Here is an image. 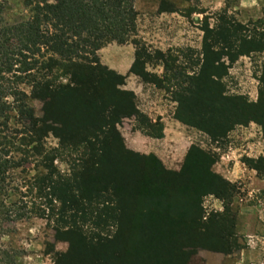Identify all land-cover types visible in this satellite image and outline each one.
<instances>
[{
	"label": "trees",
	"instance_id": "obj_1",
	"mask_svg": "<svg viewBox=\"0 0 264 264\" xmlns=\"http://www.w3.org/2000/svg\"><path fill=\"white\" fill-rule=\"evenodd\" d=\"M20 1L29 9V15L14 24L4 21L5 0L0 1V264H21V251L12 247L10 240L7 244L2 240L9 239L14 226L34 214L25 201L32 190L39 195H52L53 199L47 203L49 208L57 199L61 215L79 212L82 223L86 222L87 210L92 212L91 206L101 205L96 221L91 222L96 227L102 222L97 220L109 207L108 201L114 204L123 201L120 207L113 208L119 212L116 222L121 247L128 244L137 247L139 243L131 240L137 239V233L146 228V218L154 214L166 217L159 221L155 217L152 222L151 240L160 249L170 250L174 237L179 246H188L189 234L203 236L207 231L211 241L217 240L221 233L226 234L220 221H212L215 216L204 224L200 221L201 214L198 217L187 211L181 215L173 212L175 205L173 199H167L168 193L164 199H146L156 183L166 189L169 173L161 170L153 157L127 151L117 131L119 121L134 118L141 133L155 139L163 137L159 118L152 122L142 115L133 92L121 89L126 76L109 70L97 55L108 44L124 46L135 35L136 0ZM157 1L159 14L180 13L189 17L199 12L195 7L179 11L169 0ZM227 14L230 15L225 5L214 24H210L211 18L206 15L202 17L201 52L194 71L188 67V58L182 65L159 55L155 59L162 64L161 77L148 74L137 42L130 41L134 60L129 74L170 93L175 104L173 119L212 142L249 123L256 124L264 134V89L259 88L256 102H249L243 95L228 94L222 82L240 58L264 54V7L261 17L244 23L231 20ZM61 77L66 81L64 84L59 82ZM258 80L264 85V64ZM29 99L42 104L41 118L35 116ZM11 121H15L18 129ZM50 134L59 147L46 152L43 140ZM64 153L78 154L74 160L78 170L72 177H59L53 167L57 154ZM207 154L197 145L190 146L181 171L190 183L197 180L201 196L207 192L224 198L226 186L230 185L212 173L214 162ZM31 155L41 157L45 173L34 179L33 187L23 180L15 183L17 174H25L29 169ZM245 162L264 177L263 157L246 158ZM11 195H18L19 199L7 202ZM192 195L196 199H189V205L201 200L198 193ZM120 197L130 199H117ZM129 201L133 204L143 201L146 209L128 219L124 213L131 209ZM36 216L44 214L41 211ZM72 218L76 216L72 214ZM74 219L69 225L61 220L66 230L59 235L68 241L85 243L82 228L75 226ZM182 234L184 239H179L177 236ZM198 240V236L194 238ZM68 243L70 251L74 243ZM175 250L165 258L166 264H180ZM184 255L187 259L188 251Z\"/></svg>",
	"mask_w": 264,
	"mask_h": 264
},
{
	"label": "rangeland",
	"instance_id": "obj_2",
	"mask_svg": "<svg viewBox=\"0 0 264 264\" xmlns=\"http://www.w3.org/2000/svg\"><path fill=\"white\" fill-rule=\"evenodd\" d=\"M169 1L173 2L179 11L195 7L199 12L189 17H184L180 13L159 14L157 0H136L134 3L135 35L129 43L124 45L134 52L130 41L135 40L144 59L145 72L160 77L162 64L155 59L159 55L167 59H175L182 65L187 63L188 58L190 70L197 69L202 41L200 22L203 16L211 18L210 24H214L215 17L226 5L230 14L226 16L233 21L244 23L250 19L259 18L264 7V0ZM28 15L29 9L25 8L20 0H5L2 16L6 23L14 24ZM109 46L121 47L115 43H110L106 47ZM239 60L231 66L228 75L222 80L226 92L230 95H243L247 101L256 102L259 88L264 89V85L258 80L264 64V54L252 55L249 58L242 57V60ZM187 72H189L188 69ZM139 81L141 82L140 79ZM59 82L64 84L66 81L61 77ZM140 82L134 80L138 89L137 102L143 111L153 119L159 117V113L165 119L171 113L173 114L175 105L170 100V93L157 91L148 84L141 86ZM22 88L27 94L29 93L28 89ZM121 89H127L126 83ZM28 104L34 110L36 117L43 116L41 103L29 99ZM241 114L248 115L244 112ZM12 124L18 127L15 121H11ZM249 124L238 127L241 129L240 127H246ZM116 128L127 151L141 157H153L161 170L169 173L170 180L165 184L166 189L159 188L156 183L146 199H164V195L168 193L170 196L167 199H173L175 205L173 212L181 215L180 213L187 211L198 217L201 214L200 221L204 224L209 221V217L215 216L212 221H220V225H223L227 231L226 234L221 233L220 237L214 241L208 239L207 231L203 236L202 233H199L200 235L189 234L188 246H179L174 237L172 240L174 246L170 247V250L160 249L151 240L152 232H154L152 222L156 217L154 214L146 218L148 220L146 228L137 233V239L131 240L134 244L139 243L137 247L131 244L121 247L118 242L120 229L118 221L116 222L119 212L114 209L124 204L123 201L116 204L108 201L109 207L105 214L97 220V222H102L97 223L96 227L91 222L96 221L101 205L91 206L92 212L89 213L87 210L88 216L84 218L86 222L82 223L79 219V212H68L61 215V204L57 199L53 200L49 208L47 203H49L48 200L53 199L52 195H43L44 193L39 195L32 190L30 193L28 191L25 201L34 214L30 215L28 221L14 226V232L9 239L2 240L3 244L9 243L10 240V245L21 251V264H166L165 258L173 254L174 248H176L174 255L179 257L180 264H264V177L261 171L257 172L251 164L245 162L246 158L254 160L258 157L264 158V154L257 155L250 148L252 145L249 140L251 141L253 136L246 138L239 134V140H234L236 138L228 136L230 132L224 138L212 142L207 138L206 140L202 138L195 130L181 126L177 131L176 129L171 131L169 139H144L133 134L134 130L139 129L134 118L122 119L117 123ZM171 128L167 126L168 130ZM172 135H178L181 138L174 139ZM192 143L209 153L207 155H210L214 162L211 167L212 173L229 183L230 187L226 186L224 198L215 194H207V192L201 196L197 180L190 183L188 181L190 179L185 178L181 169L190 148L189 145ZM43 147L46 152H51L58 149V141L50 134L43 140ZM77 155V153L69 155L64 153L62 156L57 154L53 167L59 177H72L76 173L78 169L74 166V160ZM30 162L25 174H17L15 183L23 180L24 183H29L28 186L33 187L34 179L45 173L41 165V157L33 155ZM215 165L218 166L216 169ZM178 188H180V194H177ZM193 193H198V199L201 200L189 205V199H196ZM16 199H19L18 195H11L7 202H13ZM107 199L115 198L108 197ZM141 203H129L131 209H127L124 217L129 219L138 215L142 209L145 210V203L143 201ZM186 203L189 205L188 210L184 208ZM41 211L44 216H36V213L41 214ZM72 214L76 216V219L72 218ZM164 218L166 217H156V221ZM62 219L66 220L68 225L73 219L76 221L75 226L82 228L85 243L80 244V241L78 243L75 239L68 241L67 237L59 235L60 231L66 230L61 223ZM68 225L66 228L69 227ZM197 236L200 240L194 241ZM177 237L184 239L185 236L182 234ZM68 242L74 243V248L70 251ZM76 242L78 249H75ZM187 251L189 255L186 259L184 252Z\"/></svg>",
	"mask_w": 264,
	"mask_h": 264
},
{
	"label": "crops",
	"instance_id": "obj_3",
	"mask_svg": "<svg viewBox=\"0 0 264 264\" xmlns=\"http://www.w3.org/2000/svg\"><path fill=\"white\" fill-rule=\"evenodd\" d=\"M261 17V16H260ZM97 55L99 57V60L101 62V64H103L104 66H106L109 70H112L114 72H116L119 75L122 76H126V80L125 83L127 85V89L128 91H131L135 94L136 97V107L138 109V111L146 116L147 118H149V120H151L152 122H154L157 118H159L160 123L162 124V134H163V139H169V134L171 133V131L173 132V129H176V131L182 126L181 123L177 122L176 120L173 119V114L171 113L170 116H167V119L164 118L163 115H161L159 113V117H156L155 119H153L151 116H149L145 111H143L140 107V105L137 102V86L135 82H140L139 78H137L136 76L129 74V69L133 63L134 60V52L132 51V49H128L125 46H121V47H104L102 49H100L97 52ZM245 58V57H243ZM242 60V58L240 59ZM239 60V61H240ZM141 86H147V84H144L142 82H140ZM152 86V85H149ZM153 88H155L153 86ZM155 90H157L155 88ZM159 91V90H157ZM161 92V91H160ZM174 104V103H173ZM175 105V104H174ZM174 109V108H173ZM173 112V110H172ZM168 123V124H167ZM167 126H171V130L167 129ZM186 127V126H184ZM189 128V127H186ZM241 129H239V127L235 128L233 131H231V133L228 136H232L230 138H236L234 140H239V134H242L244 137L248 138L251 137V141L249 140V143H251L250 148L258 155V154H264V134L262 133L261 129L253 124L250 123L248 126L246 127H240ZM192 130V128H189ZM194 130V129H193ZM197 132V131H196ZM134 135H138L144 139H154L151 137L146 136L145 134L141 133V131L139 129L134 130L133 132ZM191 134V133H190ZM197 134H199L202 138H205L206 140V136L204 134H201L199 132H197ZM172 137L175 138H181V136L178 135H172ZM171 137V138H172ZM208 139V138H207ZM194 145L193 143L189 145L192 146ZM218 166L215 165V169ZM214 169V167H213Z\"/></svg>",
	"mask_w": 264,
	"mask_h": 264
}]
</instances>
